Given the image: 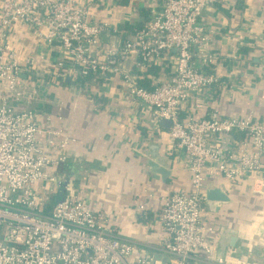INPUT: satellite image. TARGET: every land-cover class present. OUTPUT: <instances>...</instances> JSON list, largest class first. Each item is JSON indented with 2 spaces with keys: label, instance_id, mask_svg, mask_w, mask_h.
Instances as JSON below:
<instances>
[{
  "label": "built area",
  "instance_id": "obj_1",
  "mask_svg": "<svg viewBox=\"0 0 264 264\" xmlns=\"http://www.w3.org/2000/svg\"><path fill=\"white\" fill-rule=\"evenodd\" d=\"M224 1L164 0L142 28L107 47L102 37L110 26L95 20L90 3L0 2V264H231L216 260L215 241L206 237L203 191L221 178L250 183L254 193L264 194V118L224 115L211 106L205 111L219 90L244 88L239 79L226 82L219 75L221 55L203 18ZM17 26L48 47L59 43L64 58L57 72L119 80L156 125L170 123L172 150L192 174V191L168 195L154 219L144 217L161 233L154 245L121 236L105 213L58 177L66 164L61 152L75 139L53 127L50 117L44 123L36 113L11 106L38 96L24 78L30 68L11 48ZM231 58L240 68L243 59ZM150 69H160L163 77L153 88L140 83ZM49 187L60 191L52 209L43 193Z\"/></svg>",
  "mask_w": 264,
  "mask_h": 264
},
{
  "label": "crops",
  "instance_id": "obj_2",
  "mask_svg": "<svg viewBox=\"0 0 264 264\" xmlns=\"http://www.w3.org/2000/svg\"><path fill=\"white\" fill-rule=\"evenodd\" d=\"M79 1L92 5L90 13L95 20L109 24L110 31L102 37L103 47L123 43L164 2ZM203 18L213 32V48L221 55L217 71L222 80L231 82L234 78L230 77H235L244 85L240 91L219 90L218 98L205 111L211 106L224 115L264 118V0H225L208 9ZM10 44L18 61L30 68L25 80L38 89L34 102L15 104L16 109L27 111L30 107L44 123L50 117L53 127L75 139L68 150L72 161L65 164L69 171L64 173L60 167L58 177L92 209L105 213L121 236L145 245L157 243L159 228L150 226L153 221L147 223L144 217L154 219L168 195L192 189V174L184 158L172 150L168 127L156 125L150 111L133 101L119 80L100 77L90 81L57 72L56 65L64 58L59 43L48 47L27 27L17 26ZM234 55L243 59L240 68L232 63ZM144 73L140 83L148 88L163 81L160 69ZM68 77L72 83L66 81ZM151 146L159 148L157 163L172 174L166 182L149 170ZM211 187L223 189L230 201L214 203V211L205 205L206 237L218 244L222 231L228 230L224 245L231 264H264V194L254 193L250 183L235 184L221 178ZM55 188L43 192L50 209L60 198ZM233 243L236 246L230 245Z\"/></svg>",
  "mask_w": 264,
  "mask_h": 264
},
{
  "label": "water",
  "instance_id": "obj_3",
  "mask_svg": "<svg viewBox=\"0 0 264 264\" xmlns=\"http://www.w3.org/2000/svg\"><path fill=\"white\" fill-rule=\"evenodd\" d=\"M66 81L71 82L72 83V79L71 77H68L66 79ZM162 125L165 127H169L170 123L168 121H163ZM73 143H70V145L64 147V149L62 150V155L65 157V161L67 162H71L72 160L70 159V157H68V150L71 148V145ZM150 153L152 155V158L150 160H148L147 165L149 166V170L151 173H153L154 175H158L161 177L163 182H166V180L172 175L170 171L166 170L165 168L161 167L157 161L159 159V148L157 146H151L149 147ZM63 168L64 173L68 172L69 170V166H63L61 167V169ZM60 169V170H61ZM192 191V189H191ZM190 191V192H191ZM203 193L205 194V204L206 206H208V209L210 211H214L215 207L213 206L214 203H227L230 201L228 195L225 193V191L221 188H206ZM228 236V230H224L222 231L221 234V242L216 244V248H215V257L216 260H225L226 259V255H227V251L226 246L224 245L225 242L224 240L226 239L225 237ZM235 241V240H232ZM231 246H236V243L230 244ZM237 254L240 252L239 247L237 248ZM239 251V252H238ZM158 259L160 261H162L163 263H167L168 260L165 257L162 256H158Z\"/></svg>",
  "mask_w": 264,
  "mask_h": 264
},
{
  "label": "trees",
  "instance_id": "obj_4",
  "mask_svg": "<svg viewBox=\"0 0 264 264\" xmlns=\"http://www.w3.org/2000/svg\"><path fill=\"white\" fill-rule=\"evenodd\" d=\"M93 79H94V76H93V75H90L88 78H86V80H90V81H93ZM23 104H24V103H23ZM19 105H20V104H19ZM11 106L14 107V108H16V107H15V104H13V103L11 104ZM24 108H25V110H27L26 107H24ZM27 111H31L30 107H29V109H28ZM32 111H33V110H32ZM33 112H34V111H33ZM57 200H58V199H57ZM55 203H56V200H55Z\"/></svg>",
  "mask_w": 264,
  "mask_h": 264
},
{
  "label": "flooded vegetation",
  "instance_id": "obj_5",
  "mask_svg": "<svg viewBox=\"0 0 264 264\" xmlns=\"http://www.w3.org/2000/svg\"><path fill=\"white\" fill-rule=\"evenodd\" d=\"M208 240L211 241V242L213 241V240H210V239H208ZM214 243H215V245H216V242H214Z\"/></svg>",
  "mask_w": 264,
  "mask_h": 264
}]
</instances>
